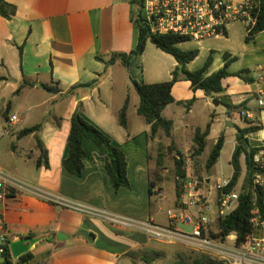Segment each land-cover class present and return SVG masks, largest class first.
<instances>
[{"label":"crops","instance_id":"1","mask_svg":"<svg viewBox=\"0 0 264 264\" xmlns=\"http://www.w3.org/2000/svg\"><path fill=\"white\" fill-rule=\"evenodd\" d=\"M6 1L16 7V14L11 19L0 18V117L5 118L7 111V122L12 117L18 120L13 126L18 129L16 138L26 142L22 154L31 162L25 183L77 205L166 227L170 212L180 214L186 212L187 207L181 197L177 201L176 176L173 181L175 198L169 204L176 203L173 208L169 206L165 213L162 206L168 201L167 195L162 193L164 180L155 179L156 185L150 195V182L154 180L150 174L151 161L157 153L154 148L157 142L166 146L173 144L174 153L178 151L187 159L194 148L195 132L192 144L188 146L191 142L186 124L196 123L204 111V125L195 129L205 130L210 124L206 146L213 132L216 131L218 138L223 136L224 146L218 162L227 145H230L231 165L238 129L225 128L227 116L231 115L237 128L245 129L250 125L249 121L238 117V111L232 109L229 113L223 106L226 116L221 122L212 102L214 97H208L201 90L192 91L191 83L180 79L171 92L176 102L168 104L162 111V116L173 122L172 134L167 137L159 132L152 138L151 125L137 113L140 99L132 80L145 84L162 82L153 80L157 72L146 74L145 69H140L141 65L137 63L144 53L135 56L128 66L119 60L106 66L98 60L108 61L113 54L129 53L136 48L139 29L134 20V0ZM243 1L233 0L234 3ZM230 32L227 28L224 36H229ZM261 35L252 40V45L243 46L241 60L235 52L225 53L229 55V60H233L229 67L231 73L247 69L253 77L261 67L264 76V40ZM245 43H250L246 42V34ZM149 44L150 41L146 47ZM207 50L210 51L207 58L210 55L213 58L210 68L219 63L212 70L209 68V74H212L224 66V55L219 61L214 58V48L208 47ZM160 52L172 60L167 71V80L170 81L177 62L171 55ZM236 63L241 64L240 69L232 68ZM94 80L98 83L91 89L78 87L72 90ZM222 85L225 89L222 95L233 107L245 104V110L252 111L259 120L261 129L245 136L254 137V147H258L264 140V107L258 102L252 106L249 98L253 95L248 94V88L254 87L255 96L264 98L260 95L264 93V80L255 79L249 84L239 77L229 76L223 79ZM18 89L20 91L16 93ZM220 97L216 96V99L220 101ZM126 99L127 127L123 128L118 117ZM192 99L194 102L187 109L183 107L178 112V102ZM79 104L82 105L84 118L108 135L123 152L130 187L114 189L106 169L107 150L89 139L83 141L86 155L81 175L77 177L65 170L71 117ZM221 123L223 128H219ZM37 125H41L39 131L19 137L22 130ZM255 135L258 137L255 138ZM36 137L47 152L48 168L36 167L40 155ZM176 139L183 141V145L185 139V146L180 147ZM247 143L249 145L248 138ZM254 147L249 145L248 149ZM16 148L17 145L12 144L11 155ZM241 159L245 161V156ZM206 183L211 185L209 180ZM3 210L14 240L25 236L43 238L31 251L32 264H134L131 254L149 251L155 242L144 230L114 227L103 218L46 203L28 194L7 201ZM59 234L64 235L63 240L58 239Z\"/></svg>","mask_w":264,"mask_h":264},{"label":"built area","instance_id":"2","mask_svg":"<svg viewBox=\"0 0 264 264\" xmlns=\"http://www.w3.org/2000/svg\"><path fill=\"white\" fill-rule=\"evenodd\" d=\"M259 12L264 17V0H245L234 3L233 0H143L142 15L153 34L174 35L197 42L224 37L228 26L242 23L246 36L256 38L253 34ZM264 34V30L261 32ZM260 34V33H259ZM263 69L253 75L254 80H264ZM264 96V93H260ZM258 105L264 107V98L257 99ZM239 118L245 121H257L250 110L238 112ZM18 120L12 117L3 134L11 133ZM257 124H260L257 123ZM252 217L251 230L243 240L235 232L223 233L221 222L231 215L239 205L244 178L247 174L246 165L242 171L241 183L234 191L225 193L231 178L223 179L215 186L218 195L214 210H211L210 199L213 195L202 190L200 182L191 180L185 185L181 195L186 212L169 213V223L166 227L154 225L147 221H137L127 217L111 215L77 205L46 190L17 180L0 168V259L10 253L11 234L3 210L4 204L23 194L32 195L46 203L72 208L94 217L108 221L114 227L128 230H144L153 239L166 242L176 241L184 244L201 255L225 264H264V140L258 147L252 148ZM195 212L192 213L191 210ZM179 224L191 227L185 231ZM11 255V254H10ZM2 264V263H1Z\"/></svg>","mask_w":264,"mask_h":264},{"label":"trees","instance_id":"3","mask_svg":"<svg viewBox=\"0 0 264 264\" xmlns=\"http://www.w3.org/2000/svg\"><path fill=\"white\" fill-rule=\"evenodd\" d=\"M136 4V11L134 13V20L139 29V36L136 48L129 53H119L113 54L108 61L98 58L106 66L114 64L119 60L124 66H128L130 61L138 55H142L145 51L146 44L148 41L153 43L161 51L171 55L177 62V67L172 72V79L167 82L155 83V84H145L139 83L132 80V85L137 92L140 102L137 109L138 115L144 117L146 122L151 125V137H155L159 132H163L167 137H170L173 130V122L167 120L162 116V111L164 108L171 103L176 102L172 96V88L176 82L180 79H184L191 83L192 91L201 90L208 97L221 96V103L227 108L228 111L236 110L240 112L245 110V104L239 106H232L228 98L222 94L225 93V89L222 85L223 79L229 76H236L242 79L244 82L252 84L254 78L250 75V71L245 69L236 73H231L229 67L233 60H229V55L224 54V66L214 72L209 74V68L212 65L213 58L210 55L204 62V64L194 71H190L187 65L193 62L199 55V49H182L180 45L189 42V39L174 36V35H158L153 34L145 22V18L142 15V5L143 0H134ZM16 14V7L9 4L6 0H0V18L11 19ZM264 30V17L259 12L258 20L253 29V34L258 35ZM253 38L246 36V42H251ZM98 81L94 80L85 85H79L74 87L72 90L78 87H83L91 89L97 85ZM45 88V86H44ZM20 89L17 90L18 93ZM194 102V99L190 100L188 106ZM182 104L183 102H178ZM127 109H128V99H126L122 109L119 112V124L123 127H127ZM8 112L4 113V117H7ZM250 125L248 128L240 129L238 128L236 141L237 145L233 152L231 158V165L233 168V174L231 180L227 187L223 189L225 193L237 190V184L241 173L243 171L241 167V157L245 156V165L247 167V174L244 178V184L242 192L239 198V205L237 209L229 215L225 221L221 222L220 226L223 229L224 234L235 232L238 234L239 239L243 240L245 236L251 230L250 219L252 217V193H251V164L254 149L246 148L247 138L246 134L255 132L261 129V125L257 124V121H249ZM41 129V125H37L31 128H25L19 133V137L33 134ZM210 132V124L207 125L205 130L197 129L193 138L194 148L192 150V156L201 155L206 148V138ZM85 139L91 140L96 146L103 147L107 150L106 156V169L112 180L115 190L122 187H130L127 174H126V160L123 152L114 145L112 139L106 135L97 126L90 123L82 115V105L79 104L75 112L71 117V127L67 139L68 143V154L64 159L65 170L74 176H80L84 168L83 158L85 157V151L83 149V141ZM37 148L40 151V155L36 160V167L44 166L49 167L47 152L43 148V145L38 137H36ZM224 146V137L220 136L214 146L211 148L208 158L206 160V169L210 171L213 166L218 162L221 151ZM174 150L173 144L169 147ZM175 153V189L177 201L180 200L181 195L185 190L187 171L185 168L186 158L183 154L176 151ZM112 162L118 164L119 174L116 175L112 168ZM244 168V165H243ZM155 180L150 182V195L153 194V189L155 188ZM133 254V253H132ZM6 261L2 264H32L33 259L32 252H28L15 262L13 261L9 251L6 254ZM144 264H151L152 260L147 257H143ZM174 264H223L219 261L213 260L206 255H199L190 261H185L183 259L176 261Z\"/></svg>","mask_w":264,"mask_h":264},{"label":"rangeland","instance_id":"4","mask_svg":"<svg viewBox=\"0 0 264 264\" xmlns=\"http://www.w3.org/2000/svg\"><path fill=\"white\" fill-rule=\"evenodd\" d=\"M228 28L231 30L229 36H224L218 39H210L202 41L201 43H197L194 41H189L186 43H183L180 45L182 49H193L198 48L200 50L199 56L189 64L190 70H196L200 68L203 63L205 62L207 56L209 55L210 51L207 50L208 47L214 48V58L219 61H222L223 55L225 53H233L235 52V55L241 60L243 58V46L245 45H252V41L250 43H245V27L242 23H234L228 26ZM262 40H264V34L260 37ZM165 53V52H164ZM139 66L141 65L140 69H145L146 74L148 73H154L157 72L153 76V80H156L157 82H166L168 81V75L167 71L171 68L172 60L167 57L166 55H163L159 48H157L153 43L149 44L145 52L143 54V57L141 58V61L137 63ZM219 63L216 62L215 65H213L210 70L215 68L216 65ZM233 69H240L241 64L236 63L232 67ZM184 80V79H183ZM249 95L251 98V104L252 106L257 105V97L255 96V88L249 87ZM216 99L214 97L213 100ZM218 100V99H217ZM219 101V100H218ZM220 102L219 106L214 105V109L216 110V115L219 116L221 122L225 120V113L223 112L225 110L224 105ZM189 101H183L182 104H179L180 106L176 109L181 110L183 107L187 109ZM231 111H229L230 113ZM206 111L201 112L200 119L196 123H188L187 126V136L189 137V143L188 146L192 144V137L195 132V128L202 127L204 125L205 115ZM239 117V115H238ZM225 125V124H224ZM222 123L219 124V128H223L224 126ZM8 126V122L5 118L0 117V168L4 170L7 173L12 174L11 176L16 178L17 180L23 181L24 178H27L28 175V168L30 167V160H28L23 154H22V148L27 146L26 142H21V140H18L16 138L18 129H14L13 127L11 130V133L9 134H3V130L5 127ZM236 126H238L236 124ZM240 126V124H239ZM228 136L230 135L229 131ZM258 137L255 135V138ZM218 135L215 132H213L209 137L207 141V146L205 151L199 155V156H192V152L190 151L186 163L185 168L187 171V182L191 180H196L200 182V187H202V190H206V192L210 195H213L210 199V205L211 210H214L215 207V201L217 198V191L214 189L215 186L221 182L223 179H229L232 175V167L229 163V155H230V145H227L225 150L222 153L221 159L218 162L217 165H215L210 171H207L206 169V160L208 158L209 152L214 144V142L217 140ZM229 138V137H228ZM249 145L251 147H254L256 144V141L254 140V137H247ZM176 142L180 147L185 146L186 140L184 139V145L183 141H179L176 139ZM159 143V144H158ZM12 144L17 145L16 151L13 155H11V146ZM170 146H166L161 142H157L154 149H156V156H153L152 162V168H151V176L152 179H158L160 181L164 180V186L162 187V193L167 195L168 201L163 203L162 206L164 207V212L166 213L167 208L170 206L169 204L174 200L175 198V192H174V184L173 181H175V153L174 150H171L169 148ZM177 157V156H176ZM157 159V160H156ZM241 167L243 169V165L245 166L244 160L241 159ZM9 174V175H10ZM242 173L239 178L237 186L239 187V183H241ZM209 180L211 182V185H208L206 182ZM211 180V181H210ZM26 182V181H25ZM238 187H236L238 189ZM237 191V190H236ZM163 198V195L160 196ZM157 200V199H156ZM179 203V202H178ZM160 204V203H159ZM172 204V203H171ZM176 205L174 203L170 206V208H173ZM191 212H195L193 209ZM110 214V213H109ZM88 215V214H86ZM119 216V215H117ZM121 217H125L122 216ZM163 217V216H162ZM161 218V217H160ZM134 219V218H133ZM138 220V219H135ZM142 221V220H138ZM160 224H163L160 222ZM179 227L182 228L185 231H191V227L179 224ZM157 241V242H156ZM201 255L200 253L194 251L192 248L181 244L176 241H166L162 242L155 239V242L152 243V249L146 252H135L131 254L132 258L134 259V264H144L143 257H147L148 259L152 260L151 264H174L178 260H185L190 261L191 259H194L195 257ZM223 263V262H221ZM225 264V263H223Z\"/></svg>","mask_w":264,"mask_h":264},{"label":"water","instance_id":"5","mask_svg":"<svg viewBox=\"0 0 264 264\" xmlns=\"http://www.w3.org/2000/svg\"><path fill=\"white\" fill-rule=\"evenodd\" d=\"M213 104L215 106H219L220 102L217 99L213 100ZM225 128H229V129H235L237 130V126L233 123L231 115L227 116V121L225 123ZM246 148L248 149L249 145L246 142ZM112 168L113 171L116 175L119 174V169H118V164L116 162H112ZM64 235L63 234H59L58 235V239L59 240H63ZM43 238H38V237H33V236H25V237H18L15 240L10 242V254L11 257L13 259V261H17L19 259V257H21L22 255L31 252L32 249L35 247V245H37L40 241H42ZM7 258H1L0 259V264L4 263L6 261Z\"/></svg>","mask_w":264,"mask_h":264}]
</instances>
